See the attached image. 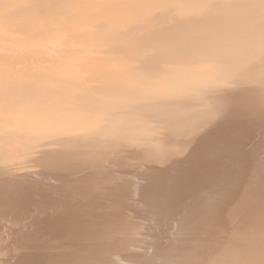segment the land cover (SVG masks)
<instances>
[{"label": "bare ground", "instance_id": "6f19581e", "mask_svg": "<svg viewBox=\"0 0 264 264\" xmlns=\"http://www.w3.org/2000/svg\"><path fill=\"white\" fill-rule=\"evenodd\" d=\"M142 2L0 43V264H264L259 193L228 213L264 164V0Z\"/></svg>", "mask_w": 264, "mask_h": 264}, {"label": "clouds", "instance_id": "9594fccd", "mask_svg": "<svg viewBox=\"0 0 264 264\" xmlns=\"http://www.w3.org/2000/svg\"><path fill=\"white\" fill-rule=\"evenodd\" d=\"M52 0H0V43L7 45L11 38L18 35L25 22L29 21L36 10ZM94 6L98 8L110 7L125 9L129 12L135 11L145 4L142 0H94ZM147 6L158 9H169L176 7L172 0H147ZM93 42L82 38L76 45L77 55L87 60L90 58ZM73 52V47L69 45V55ZM10 76V66L6 61L3 62L0 78L3 79L5 88Z\"/></svg>", "mask_w": 264, "mask_h": 264}, {"label": "snow or ice", "instance_id": "6c2138e0", "mask_svg": "<svg viewBox=\"0 0 264 264\" xmlns=\"http://www.w3.org/2000/svg\"><path fill=\"white\" fill-rule=\"evenodd\" d=\"M47 163L53 167H59L64 162L52 159L47 161ZM258 179L259 185L257 184V176L255 174L250 176L248 179L245 195L228 208V213L234 220L239 218L242 210L250 205V203L256 198L257 193H259L260 199L264 201V164L261 165ZM234 188L235 185L232 183H229L222 188L221 192L219 193V203L215 206L217 210L222 209L224 202L231 198Z\"/></svg>", "mask_w": 264, "mask_h": 264}]
</instances>
